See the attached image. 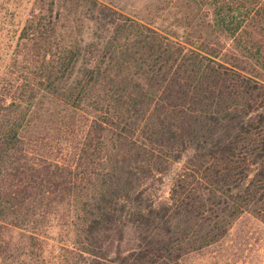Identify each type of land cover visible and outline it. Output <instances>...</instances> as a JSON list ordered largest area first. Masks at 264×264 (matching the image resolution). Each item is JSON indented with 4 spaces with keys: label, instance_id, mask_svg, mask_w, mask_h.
<instances>
[{
    "label": "trees",
    "instance_id": "obj_1",
    "mask_svg": "<svg viewBox=\"0 0 264 264\" xmlns=\"http://www.w3.org/2000/svg\"><path fill=\"white\" fill-rule=\"evenodd\" d=\"M155 14L0 0L2 264H186L264 223V0Z\"/></svg>",
    "mask_w": 264,
    "mask_h": 264
},
{
    "label": "rangeland",
    "instance_id": "obj_2",
    "mask_svg": "<svg viewBox=\"0 0 264 264\" xmlns=\"http://www.w3.org/2000/svg\"><path fill=\"white\" fill-rule=\"evenodd\" d=\"M101 1L115 6L134 18L151 20L156 15V0ZM24 5L28 4L24 2ZM258 39L264 45V38L258 36ZM252 63L255 71L260 72L264 78V63L261 60L259 63L252 60ZM12 259L9 257L7 262L12 263ZM22 259L30 264L36 262L27 256ZM0 264H2L1 258ZM186 264H264V223L251 215L242 216L232 225L223 239L202 251L189 255Z\"/></svg>",
    "mask_w": 264,
    "mask_h": 264
}]
</instances>
